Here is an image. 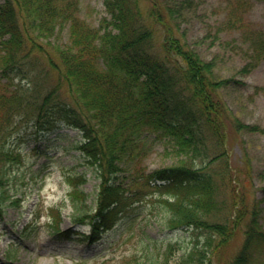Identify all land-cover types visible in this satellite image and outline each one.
Instances as JSON below:
<instances>
[{
	"label": "trees",
	"instance_id": "1",
	"mask_svg": "<svg viewBox=\"0 0 264 264\" xmlns=\"http://www.w3.org/2000/svg\"><path fill=\"white\" fill-rule=\"evenodd\" d=\"M192 1L196 2L105 0L107 15L95 24L81 16V0H3L0 110L5 113L0 118V161L15 102L18 107L38 103L45 114L77 130L81 144L68 134L62 139L81 151L80 166L93 168L98 177L114 175L118 161H128L137 151L152 147L145 143L150 137L169 138L193 162L148 175L159 192L153 204L167 207L166 226L202 228L209 243L230 239L235 223L206 218L218 200L210 143L218 148L225 141V105L216 96L218 83L212 80L211 62L188 46L181 31ZM157 43L164 57L152 50ZM37 52L47 55L46 64L32 63L30 56ZM51 73L55 80L48 85ZM197 157L203 158L201 165L195 163ZM86 173L71 178L81 192ZM2 179L0 215L4 198L9 197L3 193ZM118 193L115 185L102 184L91 217L90 241L115 235L117 227L129 233L135 225L132 212L119 204ZM52 229L60 232L59 222ZM243 232L242 245L228 264H260L263 228L253 218ZM151 241L148 234L143 239L148 251ZM186 255L185 264H206L210 259L205 245L200 248L198 243Z\"/></svg>",
	"mask_w": 264,
	"mask_h": 264
},
{
	"label": "rangeland",
	"instance_id": "2",
	"mask_svg": "<svg viewBox=\"0 0 264 264\" xmlns=\"http://www.w3.org/2000/svg\"><path fill=\"white\" fill-rule=\"evenodd\" d=\"M80 9L81 16L95 24L107 15L105 0H81ZM181 31L188 46L211 62L212 80L218 83L216 96L225 105L226 138L218 148L210 143L209 156L218 173V200L206 218L235 223L233 236L224 243L218 239L209 243L202 228L166 226L167 207L153 204L159 192L148 175L193 162L171 139L150 137L145 143L152 147L137 151L128 161H118L114 175L97 177L87 165L74 167L83 159L65 148L69 143L44 135L52 129L43 124L49 115L38 103L18 107L15 102L9 133L3 139L6 156L13 161L0 163L1 187L9 196L4 198L0 218V264H185L186 253L197 243L210 253L206 264H228L240 249L251 219L256 218L264 230V0H196ZM152 50L165 56L159 43ZM45 58L38 52L30 56L32 63L46 64ZM54 80L51 73L47 84ZM4 113L0 110V118ZM45 143L52 146L49 155L32 149ZM202 161L197 157L195 163ZM86 170L82 193L71 178ZM106 181L118 187L119 204L132 212L135 225L129 233L117 227L115 236L104 234L89 243L82 235L91 230L88 220ZM15 197L18 203L14 204ZM58 222L62 231L72 233L70 237L49 233ZM147 234L153 238L149 251L143 243ZM11 246L13 255L6 257ZM258 256L264 264V250Z\"/></svg>",
	"mask_w": 264,
	"mask_h": 264
}]
</instances>
